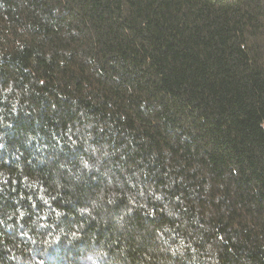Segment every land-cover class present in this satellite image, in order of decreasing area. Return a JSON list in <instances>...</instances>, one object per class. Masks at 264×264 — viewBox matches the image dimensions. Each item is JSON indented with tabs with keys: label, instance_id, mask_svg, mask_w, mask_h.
<instances>
[{
	"label": "trees",
	"instance_id": "1",
	"mask_svg": "<svg viewBox=\"0 0 264 264\" xmlns=\"http://www.w3.org/2000/svg\"><path fill=\"white\" fill-rule=\"evenodd\" d=\"M0 264H264V0H0Z\"/></svg>",
	"mask_w": 264,
	"mask_h": 264
}]
</instances>
